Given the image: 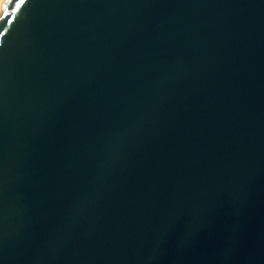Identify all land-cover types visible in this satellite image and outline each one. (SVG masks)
<instances>
[{"label": "water", "instance_id": "95a60500", "mask_svg": "<svg viewBox=\"0 0 264 264\" xmlns=\"http://www.w3.org/2000/svg\"><path fill=\"white\" fill-rule=\"evenodd\" d=\"M0 264H264V0H6Z\"/></svg>", "mask_w": 264, "mask_h": 264}, {"label": "bare ground", "instance_id": "6f19581e", "mask_svg": "<svg viewBox=\"0 0 264 264\" xmlns=\"http://www.w3.org/2000/svg\"><path fill=\"white\" fill-rule=\"evenodd\" d=\"M5 2H6V0H0V9L2 8V6L4 5Z\"/></svg>", "mask_w": 264, "mask_h": 264}, {"label": "snow or ice", "instance_id": "6c2138e0", "mask_svg": "<svg viewBox=\"0 0 264 264\" xmlns=\"http://www.w3.org/2000/svg\"><path fill=\"white\" fill-rule=\"evenodd\" d=\"M20 2H21V3H23V2H24V0H20Z\"/></svg>", "mask_w": 264, "mask_h": 264}]
</instances>
